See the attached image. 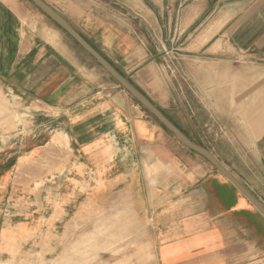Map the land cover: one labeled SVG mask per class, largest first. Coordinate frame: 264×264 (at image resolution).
Returning a JSON list of instances; mask_svg holds the SVG:
<instances>
[{"label":"crops","instance_id":"1","mask_svg":"<svg viewBox=\"0 0 264 264\" xmlns=\"http://www.w3.org/2000/svg\"><path fill=\"white\" fill-rule=\"evenodd\" d=\"M41 1L132 86L130 78L148 71L149 62L183 60L191 131H214L212 141H227L264 167V0H126L158 35L168 30L155 45L108 0ZM33 7L0 0V85L31 120L47 126L35 141L62 140L75 158L73 173L89 171L94 188L130 192L138 220L156 227L158 264H264V248L257 245L264 241V217L212 166L145 118ZM153 82H161L154 70ZM196 105L200 123L193 121ZM226 109L234 125L243 126L227 138L217 130ZM183 135L238 181L192 132Z\"/></svg>","mask_w":264,"mask_h":264},{"label":"rangeland","instance_id":"2","mask_svg":"<svg viewBox=\"0 0 264 264\" xmlns=\"http://www.w3.org/2000/svg\"><path fill=\"white\" fill-rule=\"evenodd\" d=\"M108 1L123 8L122 14L140 25L138 31L151 44L168 38V30L162 29L158 35L152 21L143 19L133 2H127V7L126 0ZM19 3L34 8L28 0ZM165 22L163 17L161 24ZM70 42L107 81L119 87L78 45ZM176 49L178 55L182 54L178 45ZM146 66L148 71L130 78L134 87L182 134L192 132L199 143L218 154L238 181L264 202V167L258 158L239 156L227 141H212L214 131H191L186 102L191 101L192 94L190 89L186 93L185 62L165 57ZM153 70L159 75L160 84L153 82ZM127 96L145 118L157 122ZM23 106L0 85V264H158L156 227L138 220L130 192L127 194L123 188H94L95 178L89 171L83 175L73 173L70 168L75 158L68 153L67 146L62 141L52 142L51 135L47 141H35L47 126L40 124V118L31 120L29 110ZM231 112L232 109H226L224 119L219 121V127H223L222 132L217 128L219 136L227 138L243 128L234 125ZM193 113L194 123H200L197 105ZM51 129L53 134L58 132ZM175 142L183 148L178 140ZM101 176L104 179V173ZM90 177L93 180L88 184ZM257 245L264 248V241Z\"/></svg>","mask_w":264,"mask_h":264},{"label":"water","instance_id":"3","mask_svg":"<svg viewBox=\"0 0 264 264\" xmlns=\"http://www.w3.org/2000/svg\"><path fill=\"white\" fill-rule=\"evenodd\" d=\"M44 16L71 38L94 62L104 70L119 87L127 92L145 111H147L165 130L176 138L185 148L199 156L225 178L263 217L264 207L226 171L222 165L205 149L189 141L143 94L120 75L107 61L92 49L66 22L41 0H28Z\"/></svg>","mask_w":264,"mask_h":264},{"label":"bare ground","instance_id":"4","mask_svg":"<svg viewBox=\"0 0 264 264\" xmlns=\"http://www.w3.org/2000/svg\"><path fill=\"white\" fill-rule=\"evenodd\" d=\"M218 30V29H217ZM202 39V38H201ZM204 43V42H203ZM14 140V139H13ZM62 141V140H61ZM66 146V145H65Z\"/></svg>","mask_w":264,"mask_h":264}]
</instances>
